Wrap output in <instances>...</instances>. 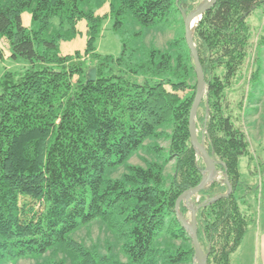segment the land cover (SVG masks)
Segmentation results:
<instances>
[{"label":"trees","instance_id":"obj_1","mask_svg":"<svg viewBox=\"0 0 264 264\" xmlns=\"http://www.w3.org/2000/svg\"><path fill=\"white\" fill-rule=\"evenodd\" d=\"M189 1L0 0V62L6 46L11 59L26 63L0 72V264L26 257L43 258L40 264H122L96 256L75 237L96 220L122 240L128 264H191L195 248L176 204L200 184L206 164L189 129L197 76L184 20V35L163 49L131 47L125 37L118 56L96 48L105 20L114 19L120 32L130 13L150 26L173 9L181 17L182 10L190 13ZM106 2L109 12L99 14ZM263 5L217 0L194 30L208 86L198 119L209 153L224 163L217 168L226 170L234 188L197 214L209 264H231L253 220L243 210L250 187L241 180L240 159L255 157L228 91L253 54L250 81L261 72L264 27L254 42L249 17ZM82 22L84 50L64 54L62 42L77 38ZM94 68L97 77L90 80ZM152 137L169 140L164 162L129 165L122 177L107 178ZM173 160L174 173L166 177ZM227 191L224 180L215 181L200 191L199 204ZM187 210L182 203L183 216Z\"/></svg>","mask_w":264,"mask_h":264},{"label":"rangeland","instance_id":"obj_2","mask_svg":"<svg viewBox=\"0 0 264 264\" xmlns=\"http://www.w3.org/2000/svg\"><path fill=\"white\" fill-rule=\"evenodd\" d=\"M206 1L207 0H190L188 6L189 8L193 6V10H196ZM109 10V2H106L102 4L98 13L103 14L104 12H109ZM182 19L183 14L181 17L180 13L178 14L177 11L173 9L169 17L163 22L145 26L136 22L134 16L129 13L126 14L123 19L124 26L120 32L115 29V20L111 18L107 19L103 25L102 36L96 42L97 51L104 55L118 56L123 50L122 40L124 37L129 40L131 47H139L143 50L152 47L163 49L168 45L169 41L175 38L180 39L184 35ZM23 20L26 25H30V13L25 12L23 14ZM249 21L252 24L255 34L254 42H256L258 33L262 32V28L264 27V5L258 7L253 12L249 17ZM84 25L85 22L79 24L82 32H79L77 38L72 41L62 42L61 49L63 52L77 48H80L81 51L84 50L87 39ZM5 50V58L0 62V72L5 69L19 70L26 65L23 60L15 61L11 59L8 55L9 53H7L8 48L6 46ZM259 53L261 54V60L259 61V64L262 66L261 72L250 81L253 64V68L256 67L253 54L249 64L245 67L246 69L244 70L243 77L241 76L238 82L234 84L233 89L228 91V97L231 101L234 113L237 116L238 124L247 133L251 153L255 157L252 161L249 156H242L240 159L241 180L250 187L246 203L243 204V210L251 215L253 220L250 222L243 243L239 249L232 254L231 264H255L254 251L256 249V238L254 232L264 230V45L260 46ZM199 111L200 112L197 111L195 118V130L199 139H204L207 134V129L205 128V123L198 119V113L203 115L204 112L203 109ZM207 117L206 115L205 120L208 119ZM157 146H161L162 149H157ZM168 146L169 140L165 137H152L147 139L145 143L135 151L134 155L126 164L121 165L117 169H109L106 174L107 178L114 179L122 177L124 173L128 172L127 166L129 165L145 166L146 162L150 161L164 162L169 156ZM196 152L198 160H203L200 153L197 150ZM257 165H259L260 168H258ZM174 169V160L167 163L165 168L166 177L172 176ZM218 171L219 175L215 181H219L223 176V171L220 169H218ZM200 200V193L192 196V206L196 208ZM183 204L188 209L184 217L190 220L192 210L186 203L183 202ZM75 237L96 256H101L102 258L109 257L122 264L129 263L128 258L121 249L122 240L100 220H96L81 228L76 233ZM47 255L52 256V253ZM72 255L73 254H70L69 256ZM42 260L43 258L26 257L8 264H40ZM191 264H199L195 255L191 259Z\"/></svg>","mask_w":264,"mask_h":264},{"label":"water","instance_id":"obj_3","mask_svg":"<svg viewBox=\"0 0 264 264\" xmlns=\"http://www.w3.org/2000/svg\"><path fill=\"white\" fill-rule=\"evenodd\" d=\"M217 0H207L204 4H202L200 7H198L196 10L191 11L190 13H187L186 11L182 10L183 14V20L185 25V39L187 42V45L191 51L192 57L194 59V65H195V71L197 76V92L196 97L193 103V106L191 108L190 118H189V129L191 134V141L193 145L195 146L196 150L200 153L202 156L206 168L203 171V177L200 182V184L194 188H191L187 191H185L177 200L176 204V211L177 216L179 220L182 222L184 227L187 229L189 236L192 240L193 246L195 248V257L199 264H209V254L206 252L200 242L199 234H198V224H197V214L201 207L216 201L218 199H221L222 197H228L233 193V186L229 180V176L225 170L224 173V182L228 186V191L223 194H219L215 197H212L210 199L204 200L202 203L198 204L196 208L192 206L191 198L192 196L200 193V191L204 188L209 187L215 179H217L219 175V171L217 169V164L221 163L224 165L223 162L218 161L216 158H214L208 151L204 139H199L198 134L195 130V118L197 115V111L199 109V106L201 102L203 101L204 97L207 96L208 93V86L205 80V74L204 69L200 60L199 52L197 50L196 44L194 42V29H192L191 21L194 17L199 16V21L202 19L204 13L209 10L211 7L215 5ZM198 21V23H199ZM196 24V26L198 25ZM195 26V27H196ZM97 77V70L94 68L90 71V80H95ZM209 108V107H208ZM186 203L192 210V216L191 219L188 220L183 216V214L180 211V206L182 203Z\"/></svg>","mask_w":264,"mask_h":264},{"label":"crops","instance_id":"obj_4","mask_svg":"<svg viewBox=\"0 0 264 264\" xmlns=\"http://www.w3.org/2000/svg\"><path fill=\"white\" fill-rule=\"evenodd\" d=\"M104 13H106V12H104ZM84 28L86 29V24L84 25ZM81 32H82V29H81ZM76 50H81V49L77 48V49H73V50H70L67 52H63V51L62 52L64 54H71V53L75 52ZM254 233H255V238H256V249L254 251L255 264H264V230H262V231L259 230V231L254 232Z\"/></svg>","mask_w":264,"mask_h":264},{"label":"bare ground","instance_id":"obj_5","mask_svg":"<svg viewBox=\"0 0 264 264\" xmlns=\"http://www.w3.org/2000/svg\"><path fill=\"white\" fill-rule=\"evenodd\" d=\"M199 21V16L197 17H194L191 21V25H192V29L195 28L196 24L198 23Z\"/></svg>","mask_w":264,"mask_h":264}]
</instances>
